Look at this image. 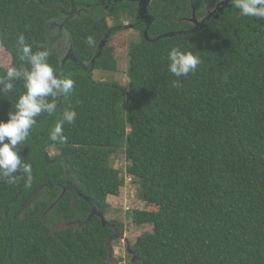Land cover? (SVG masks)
<instances>
[{"label":"trees","instance_id":"trees-1","mask_svg":"<svg viewBox=\"0 0 264 264\" xmlns=\"http://www.w3.org/2000/svg\"><path fill=\"white\" fill-rule=\"evenodd\" d=\"M223 1L209 14L220 0H152L147 12L141 0H0V65H21L23 34L75 81L20 148L31 185L0 181V264H108L109 239L124 225H104L100 213L125 185L112 158L122 150L153 207L131 214L150 226L133 245L135 264H264V20ZM60 19L72 47L65 62L49 34ZM126 19L138 35L118 48L112 38ZM175 45L202 60L179 88L167 70ZM23 91L17 81L0 93V119ZM66 108L78 117L61 144L49 133Z\"/></svg>","mask_w":264,"mask_h":264},{"label":"clouds","instance_id":"clouds-1","mask_svg":"<svg viewBox=\"0 0 264 264\" xmlns=\"http://www.w3.org/2000/svg\"><path fill=\"white\" fill-rule=\"evenodd\" d=\"M220 2L223 3V0ZM230 3L241 17L264 20V0H230ZM87 43L94 44L91 35L88 36ZM14 47L17 58L22 63L20 66L13 64L6 68L0 65L3 70V75H0V93L12 92L17 81L22 82L24 91L15 103V110L9 111L8 119H0V181L14 184L23 179L30 186L33 167L21 156L20 148L28 144L37 117L56 113L58 100L61 97L67 99L71 95L75 81L66 74V70H56L50 65L48 50L33 51L25 35L17 36ZM166 59L167 70L175 77L170 82L174 88L181 86V77L195 75L202 63L196 52L181 45L172 46ZM77 117L78 113L74 108L64 109L61 121L50 130V139L66 144L68 138L64 132V124H74Z\"/></svg>","mask_w":264,"mask_h":264},{"label":"rangeland","instance_id":"rangeland-1","mask_svg":"<svg viewBox=\"0 0 264 264\" xmlns=\"http://www.w3.org/2000/svg\"><path fill=\"white\" fill-rule=\"evenodd\" d=\"M215 8L216 6L208 10V13L212 14ZM124 22L125 27L112 38V43L118 48H126L129 41L134 36L138 35V33L134 31L133 24H131L128 19H126ZM61 24L62 20H57L53 24V28L49 31V34L54 39L53 46L58 49L60 57L64 59L71 54V41L66 28ZM7 56L8 55L5 53L4 58ZM94 76L96 79L106 81L113 78L125 85L128 82L126 75L122 72H119L115 75H110L109 73L96 71ZM57 152L58 151L56 148H52V150H50V155H54ZM112 158L113 166L118 168L121 171V175L125 178V185L120 190V194L118 196L110 195L108 197V202L111 207L108 209L106 218L108 220H117L119 223L124 225V233L120 234L117 232L116 237L111 242L113 257L110 260V264H132L133 257H131L127 250L128 242L134 245L137 238L150 226H138L133 222L131 214L135 209H153V207L148 206L146 202L141 199V186L139 181L132 175L128 174L127 168L130 165V161L126 156L125 151H120V153L113 155ZM70 226L75 227L78 226V224L75 223L68 225V223H63L59 225L58 228H66Z\"/></svg>","mask_w":264,"mask_h":264},{"label":"water","instance_id":"water-1","mask_svg":"<svg viewBox=\"0 0 264 264\" xmlns=\"http://www.w3.org/2000/svg\"><path fill=\"white\" fill-rule=\"evenodd\" d=\"M151 1L152 0H143V10H145L146 12H147V8H148V6L150 5V3H151ZM224 5V4H226V1H223V3H219L218 5H216V8L214 9V12H215V10L217 9V8H220V5ZM213 12V13H214ZM150 15H146L145 17L148 19V20H151V16L149 17ZM197 21V19L195 18V15H194V17H193V19H192V21ZM146 35H147V32H146ZM71 54H72V47H71ZM70 54V55H71ZM70 55H68L67 57H65L64 59H63V62H65V60L67 59V58H69L70 57ZM100 215H101V218H102V220H103V223H104V225H107L108 223H109V220L106 218V215L104 214H101L100 213ZM79 224L80 222L79 221H73V222H71V223H68V225H70V224ZM66 224V223H65ZM67 228V227H66ZM116 233H117V231H116ZM116 233L115 234H113L112 236H111V238L109 239V251H110V253H109V259H108V264H110V260L112 259V257H113V251H112V246H111V242H112V240L116 237ZM127 250H128V253L129 254H133L134 255V257H133V260H132V263L133 264H135V261H136V259H137V257H138V255H137V253H136V250H134V249H132V246H131V243L130 242H128V246H127Z\"/></svg>","mask_w":264,"mask_h":264},{"label":"flooded vegetation","instance_id":"flooded-vegetation-1","mask_svg":"<svg viewBox=\"0 0 264 264\" xmlns=\"http://www.w3.org/2000/svg\"><path fill=\"white\" fill-rule=\"evenodd\" d=\"M141 1H143V0H141ZM143 4V3H142ZM231 3H229L228 5H230ZM226 7V6H225ZM225 7H223V8H225ZM217 10H220V8H217L215 11H217ZM132 257V256H131Z\"/></svg>","mask_w":264,"mask_h":264}]
</instances>
